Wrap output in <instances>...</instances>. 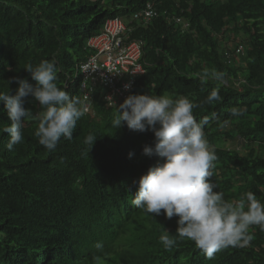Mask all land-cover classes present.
Masks as SVG:
<instances>
[{"label":"trees","instance_id":"16d2710c","mask_svg":"<svg viewBox=\"0 0 264 264\" xmlns=\"http://www.w3.org/2000/svg\"><path fill=\"white\" fill-rule=\"evenodd\" d=\"M115 18L140 116L90 119ZM0 264H264V0H0Z\"/></svg>","mask_w":264,"mask_h":264},{"label":"built area","instance_id":"2783aa9c","mask_svg":"<svg viewBox=\"0 0 264 264\" xmlns=\"http://www.w3.org/2000/svg\"><path fill=\"white\" fill-rule=\"evenodd\" d=\"M158 16L151 3L131 20L148 24ZM131 28L119 18L105 22L99 35L91 38L89 48L94 50L91 57L80 64L81 103L85 116L93 119L95 92L101 88L103 100L109 107L130 105L129 117L140 116V110L132 104V95L137 80L145 74L140 64L142 48L139 42L129 41Z\"/></svg>","mask_w":264,"mask_h":264},{"label":"clouds","instance_id":"9594fccd","mask_svg":"<svg viewBox=\"0 0 264 264\" xmlns=\"http://www.w3.org/2000/svg\"><path fill=\"white\" fill-rule=\"evenodd\" d=\"M177 21L180 22L179 19H177ZM137 42H138V41H137ZM141 57H142V56H141ZM139 61H140V60H139ZM140 64H141V63H140ZM143 68H144V67H143ZM78 69H79V67H78ZM145 73H146V71H145ZM142 76H143V75H142ZM137 81H138V80H137ZM80 84H81V80H80ZM134 91H135V90H134ZM134 93H135V92H134ZM134 93H133V94H134ZM132 98H133V95H132ZM132 104L140 110L139 105H136V104L134 103V98H133Z\"/></svg>","mask_w":264,"mask_h":264}]
</instances>
